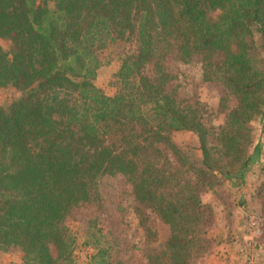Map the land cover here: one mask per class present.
I'll list each match as a JSON object with an SVG mask.
<instances>
[{
    "label": "trees",
    "instance_id": "16d2710c",
    "mask_svg": "<svg viewBox=\"0 0 264 264\" xmlns=\"http://www.w3.org/2000/svg\"><path fill=\"white\" fill-rule=\"evenodd\" d=\"M0 38L9 42L0 87L19 91L0 105V250L71 264L66 219L119 175L134 211L170 227L162 264H192L204 247L199 189L241 187L262 153L252 131L264 119V0H0ZM106 50L120 62L111 97L94 84ZM167 58L200 63L234 99L214 143L197 112L177 104ZM172 132L195 134L198 156ZM104 243L93 242L91 264H123Z\"/></svg>",
    "mask_w": 264,
    "mask_h": 264
},
{
    "label": "rangeland",
    "instance_id": "374dc122",
    "mask_svg": "<svg viewBox=\"0 0 264 264\" xmlns=\"http://www.w3.org/2000/svg\"><path fill=\"white\" fill-rule=\"evenodd\" d=\"M0 47L9 50V42L0 38ZM260 56L264 59V50ZM99 58L101 65L94 84L111 97L115 92L114 73L120 62L107 50L99 53ZM166 67L176 77L172 87L177 104L188 105L197 112L210 129L209 142L214 143L216 132L224 124L234 99L220 83L204 80L198 62L176 64L167 58ZM152 68V64L147 65L143 74L152 76ZM18 96L17 89L0 87V105L7 106ZM169 137L182 152H186L187 158L198 156L195 134L172 132ZM256 144L261 146L262 153L241 187H231L228 181L223 180L217 188L203 186L199 189L206 214L202 234L204 247L192 264H264V119L253 123L252 145ZM134 205L132 188L122 176L101 179L89 201L72 210L65 221L75 239L71 264H91V254L95 250L93 242L96 240H101V243L105 240L104 244L120 249L123 264H144V251L149 252V249L156 255L157 264H162L170 227L151 209L136 213ZM144 227L149 228L150 236L145 235ZM4 261L29 264L14 248L0 250V263L4 264Z\"/></svg>",
    "mask_w": 264,
    "mask_h": 264
},
{
    "label": "crops",
    "instance_id": "0c3cea01",
    "mask_svg": "<svg viewBox=\"0 0 264 264\" xmlns=\"http://www.w3.org/2000/svg\"><path fill=\"white\" fill-rule=\"evenodd\" d=\"M3 263H4V264H5V263H6V264H10V263H8V262H5V261H4ZM0 264H2V263H0Z\"/></svg>",
    "mask_w": 264,
    "mask_h": 264
}]
</instances>
